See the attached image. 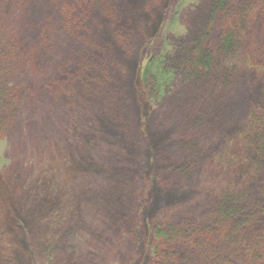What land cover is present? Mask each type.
<instances>
[{
	"label": "rangeland",
	"instance_id": "obj_1",
	"mask_svg": "<svg viewBox=\"0 0 264 264\" xmlns=\"http://www.w3.org/2000/svg\"><path fill=\"white\" fill-rule=\"evenodd\" d=\"M93 1L110 14L0 0V264H151L155 227L205 226L219 195L264 225V161L245 137L264 139V12L245 44L146 105L139 66L162 46L186 62L211 0ZM80 2L88 16L69 22Z\"/></svg>",
	"mask_w": 264,
	"mask_h": 264
},
{
	"label": "trees",
	"instance_id": "obj_2",
	"mask_svg": "<svg viewBox=\"0 0 264 264\" xmlns=\"http://www.w3.org/2000/svg\"><path fill=\"white\" fill-rule=\"evenodd\" d=\"M85 1L89 6L100 5L99 10L93 8L96 14L100 13L104 17L110 14L106 4ZM85 7L87 4L85 6L81 2L65 5L69 22H76L79 17L77 12L87 17L88 14L83 10ZM263 12L264 0H211L203 34L186 62L176 63L171 52L162 46L150 54L145 64L139 66L137 83L143 102L151 105L163 100L177 75L209 69L217 50L224 52L225 56L233 53L237 47L245 44L252 34L253 24ZM216 22L220 23V29L215 35L216 41L212 42L209 35ZM126 28L128 26L122 23L115 25L114 37L125 38ZM259 116L250 106L249 123H257ZM2 127L0 120V136L4 133ZM245 137H249L250 147L261 155L259 161H264V139L258 134L257 128L249 126ZM255 214V210L249 211L237 199L219 195L208 210L209 220L205 226L184 228L175 223L155 227L151 264H183L190 255L205 259L203 264H264V225L252 221ZM218 243H226V249L229 248L230 252L220 253Z\"/></svg>",
	"mask_w": 264,
	"mask_h": 264
}]
</instances>
